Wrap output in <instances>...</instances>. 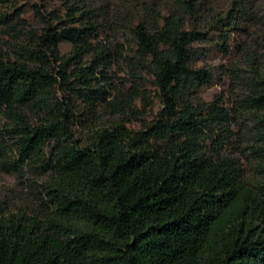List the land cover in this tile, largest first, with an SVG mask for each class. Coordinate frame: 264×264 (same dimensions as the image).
I'll list each match as a JSON object with an SVG mask.
<instances>
[{
	"label": "trees",
	"instance_id": "obj_1",
	"mask_svg": "<svg viewBox=\"0 0 264 264\" xmlns=\"http://www.w3.org/2000/svg\"><path fill=\"white\" fill-rule=\"evenodd\" d=\"M60 1L63 12L36 10L41 32L22 40L19 58L0 52V168L32 174L40 194L35 207L0 200V264H264V65L241 78L249 90L235 112L194 104V89L213 78L195 62L210 29L193 23L197 0ZM249 3L232 0L205 21L226 39ZM122 25L135 36L132 55L99 38ZM120 59L134 74L149 70L160 92L164 108L144 129L101 125L140 97L109 77ZM78 100L92 127L85 140ZM241 116L253 121L247 137L234 128ZM240 137L250 177L229 153Z\"/></svg>",
	"mask_w": 264,
	"mask_h": 264
},
{
	"label": "rangeland",
	"instance_id": "obj_2",
	"mask_svg": "<svg viewBox=\"0 0 264 264\" xmlns=\"http://www.w3.org/2000/svg\"><path fill=\"white\" fill-rule=\"evenodd\" d=\"M96 1V0H95ZM103 3L115 7V9H128L130 0H102ZM145 4L163 7L170 0H140ZM232 0H197V13L191 17L193 23L197 20L203 21L208 30V36L200 43H196L194 50L197 54L195 62L198 67H206L211 70L213 78L203 86L194 89L192 93L193 103L204 105L216 103L226 112H235L236 106L241 99L245 98V93L249 90L244 85L241 78L251 73L254 67L259 68L264 65V0H250V11L247 19L238 25V29L231 32L228 38H224L217 26L211 28L205 21L213 16H221L227 12ZM147 6V5H144ZM64 11L60 0H0V52L13 60L20 57L18 55L19 45L25 38L41 32L40 14H47L53 9ZM214 14V15H212ZM11 19L8 21V17ZM143 18L145 15L142 16ZM141 20V15L136 16V21ZM131 24V23H130ZM128 24L127 26H130ZM127 26H114L111 30L99 34L100 39L110 36L114 46L119 43V49L124 47L126 55H132L136 49V39L131 28ZM120 28V29H119ZM222 45H225L224 47ZM70 46L67 42L62 44L64 54L69 53ZM263 60V64H259ZM115 88L121 92H139L140 97L136 98L131 105L127 115H117L108 112L104 115L101 125H111L119 119L125 120V125L133 130L144 129L145 124L152 121L155 115L162 111L164 106L160 102V92L155 83V78L149 70H140L139 74H134L128 64L122 59L115 61L108 71ZM135 88V89H134ZM113 93L109 100L115 98L122 101L123 96ZM80 111L84 110L83 100H78ZM234 109V110H233ZM79 114V119L84 120V126L76 128L78 135L84 137L91 132L92 127L86 125L88 117L87 111ZM4 124V118L0 115V131ZM235 131H240L246 137L253 129L251 116H241ZM244 137V136H242ZM241 138V137H240ZM245 144L243 139L236 138L229 148V153L239 158L242 166L250 177L254 175L255 164L252 160L247 161L245 155ZM32 174L28 173L25 177L9 175L0 168V200H6L11 205L19 207H35L40 194L37 190Z\"/></svg>",
	"mask_w": 264,
	"mask_h": 264
}]
</instances>
